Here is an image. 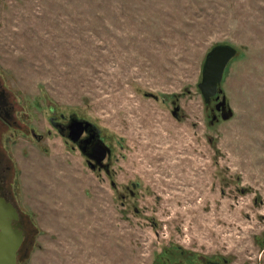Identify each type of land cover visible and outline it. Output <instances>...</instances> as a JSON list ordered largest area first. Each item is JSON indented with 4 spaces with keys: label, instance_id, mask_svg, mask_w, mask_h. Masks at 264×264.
<instances>
[{
    "label": "rangeland",
    "instance_id": "rangeland-1",
    "mask_svg": "<svg viewBox=\"0 0 264 264\" xmlns=\"http://www.w3.org/2000/svg\"><path fill=\"white\" fill-rule=\"evenodd\" d=\"M218 45L238 54L206 103ZM0 86L18 264H264V0H0ZM62 116L92 124L110 173Z\"/></svg>",
    "mask_w": 264,
    "mask_h": 264
},
{
    "label": "water",
    "instance_id": "water-1",
    "mask_svg": "<svg viewBox=\"0 0 264 264\" xmlns=\"http://www.w3.org/2000/svg\"><path fill=\"white\" fill-rule=\"evenodd\" d=\"M237 54V50L231 45H218L213 47L207 55L203 66L201 83L199 85L206 103H210L212 99L218 97L220 92L219 87L222 83L225 71L228 68L227 66ZM225 107L226 98L224 97L222 101L217 104L216 110L222 111V118L228 120L233 113L231 110L226 113ZM172 112L173 115L177 117L179 115V108L176 107ZM89 127H92L91 123L74 118L71 127V129H74V135L71 139L72 143H77L80 137L87 132ZM94 151V155L87 156L90 159V164L92 161H95V164L91 166L92 169H95L96 166H100V169L104 168L110 173L108 165L103 163L108 157H112L110 148L107 147L102 140H99ZM2 203L4 207L0 209V264H18L17 253L22 245L24 230H22L21 224L18 226L12 224V220H18L19 218L17 210L13 205L6 204L5 202Z\"/></svg>",
    "mask_w": 264,
    "mask_h": 264
},
{
    "label": "flooded vegetation",
    "instance_id": "flooded-vegetation-1",
    "mask_svg": "<svg viewBox=\"0 0 264 264\" xmlns=\"http://www.w3.org/2000/svg\"><path fill=\"white\" fill-rule=\"evenodd\" d=\"M216 98H218V97H216ZM216 102L219 103L220 101L217 99ZM218 113L220 116L222 115V111H218ZM178 117L179 116H177L176 118H178ZM0 120L5 121V123L11 124V125L17 124V120L15 119V116H14V110H13L12 103L9 102V95H8L7 91L4 89V87H1V86H0ZM73 120H74L73 118H70L69 120H67V118L65 116H62L61 119H57L56 117H52V118H50V124L52 125V127L54 129L57 130V132L59 131V133L63 139H66V141L69 140L72 143L71 139L73 138V135H74V129H71V127H72V121ZM95 130L96 129H94L93 127H89L87 132H85L80 137V139L77 141V143H75V145L80 150L81 154H83L85 157H87L88 155L92 156L95 154L94 150H95L96 144L99 141V135ZM48 134L51 135V132H49ZM34 137H36L39 141L42 140V136L36 135L35 133H34ZM4 162H5L4 159L0 158V209L1 208L3 209L4 205L2 202H5L6 204H12L13 207L17 210L19 218H18V220H15V219L12 220V224L14 226L15 225L18 226L19 224H21L22 230H24L23 241L21 243L22 245L19 248V251L17 253V259H18V255L23 250V247H24L25 242L27 240V230L24 226V222L22 220V216H21L18 208H16L14 202H12L11 199L9 198V196L7 195L8 188H7V180L6 179H7V175H8V173H7L8 172V166ZM105 162H106V160L103 163H105ZM94 164H95V161H92L91 164L89 163L90 166H92ZM102 170H105V169L104 168L100 169V166H96V168H95V171L102 172ZM208 264H210V263H208Z\"/></svg>",
    "mask_w": 264,
    "mask_h": 264
}]
</instances>
